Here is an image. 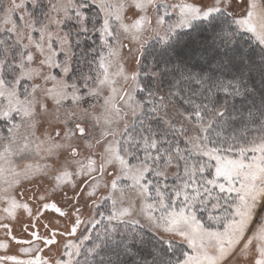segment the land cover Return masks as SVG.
<instances>
[{"label":"snow or ice","instance_id":"1","mask_svg":"<svg viewBox=\"0 0 264 264\" xmlns=\"http://www.w3.org/2000/svg\"><path fill=\"white\" fill-rule=\"evenodd\" d=\"M0 264H264V0H0Z\"/></svg>","mask_w":264,"mask_h":264},{"label":"rangeland","instance_id":"2","mask_svg":"<svg viewBox=\"0 0 264 264\" xmlns=\"http://www.w3.org/2000/svg\"><path fill=\"white\" fill-rule=\"evenodd\" d=\"M57 199H59V197H57ZM45 217H46V220H51V219L53 218V214H52V213H46V214H45ZM40 231H41V233H44L45 230L43 229V227H41V228H40ZM16 234L19 235V231H18V229H16ZM15 250H16V246L13 245V246H12V251L15 252ZM45 254L47 255L48 253L45 252Z\"/></svg>","mask_w":264,"mask_h":264}]
</instances>
